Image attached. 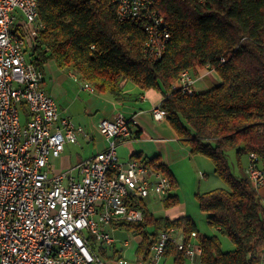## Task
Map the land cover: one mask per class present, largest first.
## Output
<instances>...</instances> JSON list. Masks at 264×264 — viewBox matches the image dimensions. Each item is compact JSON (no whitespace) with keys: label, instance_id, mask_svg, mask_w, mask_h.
Instances as JSON below:
<instances>
[{"label":"trees","instance_id":"16d2710c","mask_svg":"<svg viewBox=\"0 0 264 264\" xmlns=\"http://www.w3.org/2000/svg\"><path fill=\"white\" fill-rule=\"evenodd\" d=\"M155 6L169 38L161 56L152 59L145 53L141 24L120 20L112 0H37V23L43 26L27 59L39 68L53 60L120 102L135 97L125 87L129 82L141 92L158 91L159 106L177 138L190 153L209 158L223 181L225 187L198 192L196 200L207 223L230 239L233 250L223 251L216 235L199 234L189 215L155 216L143 199H136L127 203L142 211L143 220L112 223L138 237L136 259L148 256L160 230L177 226L187 238L197 233L201 264H264V198L245 172L232 173L226 155L234 148L238 160L254 153L264 162V0H156ZM203 68L218 77L211 87L192 93L173 88L182 70L196 77ZM131 158L168 176L171 190L162 201L165 208L176 205V178L159 156L138 152ZM91 243L105 260L124 249L108 252ZM165 256L184 263L183 253L174 248Z\"/></svg>","mask_w":264,"mask_h":264},{"label":"built area","instance_id":"2783aa9c","mask_svg":"<svg viewBox=\"0 0 264 264\" xmlns=\"http://www.w3.org/2000/svg\"><path fill=\"white\" fill-rule=\"evenodd\" d=\"M120 20L136 21L146 32L145 53L161 56L169 38L156 0H112ZM37 0H0V264H129L122 254L103 259L91 239L107 248L114 243L108 232L113 222H140L143 213L128 201L164 199L171 190L165 174L130 158L121 162L117 146L132 137L134 127L121 113L103 118L98 131L105 149L76 166L51 173L50 158L58 157L67 142L84 134L68 117H59L58 105L43 88V72L27 59L37 29ZM193 77L182 70L174 89L192 93ZM83 88L94 91L83 82ZM21 107H25V115ZM155 119L166 112L156 106ZM246 173L258 188L264 183V162L248 155ZM192 231L160 230L145 259L134 264H160L169 248L183 253L184 263L202 253ZM129 245L123 241L124 248ZM115 247V246H113ZM172 264H179L172 261Z\"/></svg>","mask_w":264,"mask_h":264},{"label":"crops","instance_id":"0c3cea01","mask_svg":"<svg viewBox=\"0 0 264 264\" xmlns=\"http://www.w3.org/2000/svg\"><path fill=\"white\" fill-rule=\"evenodd\" d=\"M41 70L43 72V88L55 98L58 105L59 117L66 116L76 125L82 127L84 134L79 135L78 138L94 142L96 134L101 136V146L98 149H95L94 152L84 158L77 159L74 165L68 160L62 164L60 171L74 167L81 160L105 149L107 141L98 131L97 124L100 119H113L118 113L123 114L134 127L132 137L119 143L117 146V155L121 162L129 160L133 153L140 152L142 157L159 156V161L167 165L175 176L177 175L176 165L184 160H189L190 164H196V167H209L204 160L207 159L206 156L190 153L188 146L180 142L168 123L166 116L162 119H155L153 117L152 109L159 106L162 99L158 91L150 88L135 95L134 99L131 98L130 100L120 102L107 93L90 92L83 88V81L76 74L59 68L53 60H48L44 63ZM193 80L194 90L203 91L211 87L218 80V77L214 71L203 68L196 77H193ZM127 84L125 86L126 89L133 91L134 88L131 86L127 87ZM137 130H140L138 135L135 132ZM118 150H120V153ZM119 155H125L126 157L121 159ZM247 164L244 166L245 173ZM201 173L202 175H206L205 177L207 178V171L203 169ZM221 181L219 178L216 181V185L211 187V189L222 187ZM176 188L179 190L178 185ZM258 190L264 198V183L258 187ZM177 196L178 203L166 208L163 217L174 219L186 214L184 203L181 201L179 194ZM147 198L144 201L149 209V204L156 201L157 197L150 194ZM160 264H172V259L164 256Z\"/></svg>","mask_w":264,"mask_h":264},{"label":"rangeland","instance_id":"374dc122","mask_svg":"<svg viewBox=\"0 0 264 264\" xmlns=\"http://www.w3.org/2000/svg\"><path fill=\"white\" fill-rule=\"evenodd\" d=\"M43 66V65H42ZM41 66V67H42ZM131 86L134 88L133 91H130L133 95H138L141 92L138 88L131 82L127 84V87ZM95 141H85L82 138H78L77 143H66L63 152L59 157L50 158L51 164V173H57L62 169V164L70 161L71 164H75L77 159L84 158L90 153L94 152L95 149H98L101 146L99 134L95 135ZM120 153V150H118ZM228 164L231 167L233 174L239 176L244 173V166L247 164L248 155L243 154L240 156V161L237 159L235 149H230L226 152ZM119 157L124 159L126 156L122 155ZM207 158V157H206ZM209 167H196V164H190L189 160L181 161L176 165L177 175L175 176L179 190L175 188L172 192L179 194L181 201L184 203L185 215H189L195 224V227L199 234L202 235H216L219 238L220 246L223 251H229L234 249L233 243L230 239L221 234L216 227L211 226L207 223L206 214L201 211L196 200V194L198 192H205L211 189L216 185V181L219 180V177L213 173V164L209 158L204 159ZM207 160V161H206ZM203 169L208 172L207 178L206 175H202ZM204 177V178H203ZM206 178V179H205ZM179 179V180H178ZM221 181V179H220ZM222 187H225L223 181ZM221 187V186H220ZM177 190V192H176ZM148 199V198H147ZM146 200V199H145ZM151 204H149V211L155 216H164L165 206L162 202L163 199L158 197ZM180 201V200H179ZM180 201V202H181ZM108 232L111 237L114 239V243L107 245V247L112 248L113 246L119 247L123 245L124 240L129 241V245L124 247L122 255L127 259L129 264H134L136 260L135 248L138 243V237L134 236L130 232L126 231L123 228H108ZM198 258L193 257L191 260H186L185 264H194L197 263ZM108 264H113L109 262Z\"/></svg>","mask_w":264,"mask_h":264}]
</instances>
